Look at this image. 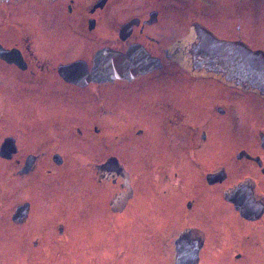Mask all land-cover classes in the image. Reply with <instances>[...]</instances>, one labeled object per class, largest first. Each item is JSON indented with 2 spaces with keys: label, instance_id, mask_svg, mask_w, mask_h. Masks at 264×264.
Here are the masks:
<instances>
[{
  "label": "flooded vegetation",
  "instance_id": "flooded-vegetation-1",
  "mask_svg": "<svg viewBox=\"0 0 264 264\" xmlns=\"http://www.w3.org/2000/svg\"><path fill=\"white\" fill-rule=\"evenodd\" d=\"M45 3L53 34L33 11ZM154 3L147 13L146 0L0 2V240L26 257L51 250L52 236L59 252L72 241L75 261L82 250L80 264H120L125 252L144 264L157 246L172 264L179 250L182 264H264V0ZM164 14L192 35L171 53L145 33ZM104 25L114 29L98 48ZM65 27L90 45L66 49ZM135 45L160 67L92 78L98 51ZM114 93L132 105L115 107ZM76 97L81 115L57 111Z\"/></svg>",
  "mask_w": 264,
  "mask_h": 264
},
{
  "label": "rangeland",
  "instance_id": "rangeland-1",
  "mask_svg": "<svg viewBox=\"0 0 264 264\" xmlns=\"http://www.w3.org/2000/svg\"><path fill=\"white\" fill-rule=\"evenodd\" d=\"M47 3L43 5H40V9L39 11H37L36 9H34L33 11L36 12L39 17H40V24H42V28H43V32L47 31V32H51L52 34L57 30H55L54 28L52 29L51 27L53 26V21L51 18H54V20L57 21V19L55 18V12L52 11L51 8H47L46 5ZM154 3L153 1H148L146 0V5L144 6V10L148 13L150 11V9L152 8ZM139 13H141L139 11ZM126 12H121L119 13L120 17H124L128 16ZM138 14V13H136ZM181 14H184L181 12ZM124 15V16H122ZM164 20H162V22L155 24V26L152 27H147L145 30V33L147 35H149L150 37L155 38L156 40H159L161 42V45L163 48H171L172 46H175V44H177V42L179 43H185L188 42L191 34V32H189V30L187 28H183V27H172L170 28L169 26L165 25L169 22V17L168 15L164 14ZM183 18L184 16L181 15ZM182 17H180L179 19L177 18L176 21H180L182 20ZM184 20V19H183ZM29 21V19L27 20ZM64 24V21H62L60 23V26H62ZM114 25H104L103 27H97L96 29V34L97 35V40H96V47H102V46H106L108 44L107 42V35L111 32ZM67 28V27H65ZM64 31V35H65V48L68 49V46L70 44V42H79L80 43V48L83 50L84 48L86 49L90 44H89V39H91V36H88L89 34H85V32H80L81 36H83V39L81 38L78 41V38L73 35V31L69 30V28L67 29H62ZM138 30V29H137ZM252 31L251 29H249V32ZM218 32V31H217ZM219 33V32H218ZM46 35V33H45ZM73 35V36H72ZM93 36V34H92ZM106 40V41H105ZM252 42V41H251ZM77 47V46H76ZM252 48V47H251ZM172 52V48L169 51V53ZM158 56H160L161 60L163 61V64H165V68H169V67H173L172 63H170L169 61L166 60V58L159 54ZM170 63V65L168 63ZM138 83V82H136ZM105 87V86H104ZM163 91H166L165 88H162ZM131 92H133L135 94V92L133 90H131ZM121 93H114V106L121 109L124 105L125 106H130L132 105V101L133 98L131 96H124L123 93L120 95ZM84 104V98L81 97H76V99H74V102L70 105H66L63 107H58L57 111L58 112H63L64 113V108H66L67 106H73V109L78 108L79 110H75L74 113H72L75 117L79 116L82 114V111L79 107H83ZM112 105V104H111ZM77 111H79V114H77ZM79 120V117H78ZM68 207V205H67ZM153 210V209H152ZM73 216L71 215L68 219H67V229L69 230L65 236H70L74 233L76 227L74 226L76 223L75 221L72 220ZM154 224V221H153ZM157 224V221L155 220V226ZM150 225L147 223L146 220H144V227L148 228ZM76 237V236H75ZM75 237L73 238V241L75 244H78L80 238H76L75 241ZM50 240V245L52 246L53 244L55 245L54 247H51L47 253H43L42 252H37V250H31L29 251V255L28 257H26L24 252H19L18 248L16 246L15 243L9 245L4 243L2 240H0V250L2 252V255L4 257V264H80L82 262V255H83V251L82 250H78L77 254H76V259L77 261H75V253H74V245L72 243V241L69 242V244L67 245V252H65L64 250L62 252L60 251V244L59 243H55L54 238L51 236L49 238ZM10 246H14V247H10ZM159 247V251H155V252H150V255L145 256L146 259L144 260V264H172L171 262V257H172V253L167 250L169 249L168 247ZM162 249V250H161ZM65 252V253H63ZM148 254V253H147ZM133 256L132 252H125L123 259L121 260L120 264H137V259L134 258V261L131 260V257ZM140 256V255H139ZM97 260L100 261L102 259L101 255L96 256ZM6 262V263H5ZM103 264V263H101Z\"/></svg>",
  "mask_w": 264,
  "mask_h": 264
},
{
  "label": "water",
  "instance_id": "water-1",
  "mask_svg": "<svg viewBox=\"0 0 264 264\" xmlns=\"http://www.w3.org/2000/svg\"><path fill=\"white\" fill-rule=\"evenodd\" d=\"M4 1V0H0ZM210 57L213 63H217L218 59ZM160 67L159 60L152 57L142 46L135 45L126 52H116L110 49H102L98 51L95 58L92 78L97 82H107L115 79L130 78L147 73L150 70ZM262 65L259 64L255 69L262 70ZM240 69L243 72L251 74L248 61L241 63ZM250 80H259L258 77L252 76ZM255 87V85H253ZM186 253L179 250L178 262L182 264L188 261ZM194 264V260L192 261ZM192 264V263H191Z\"/></svg>",
  "mask_w": 264,
  "mask_h": 264
}]
</instances>
